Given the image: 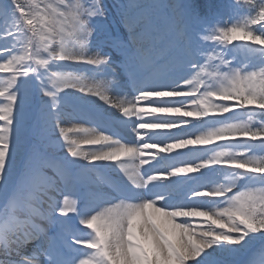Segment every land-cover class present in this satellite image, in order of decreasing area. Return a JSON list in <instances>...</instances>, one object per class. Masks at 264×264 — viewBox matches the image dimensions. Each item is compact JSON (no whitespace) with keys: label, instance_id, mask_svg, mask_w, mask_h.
Masks as SVG:
<instances>
[{"label":"snow or ice","instance_id":"1","mask_svg":"<svg viewBox=\"0 0 264 264\" xmlns=\"http://www.w3.org/2000/svg\"><path fill=\"white\" fill-rule=\"evenodd\" d=\"M244 2L233 22L238 0H0V264H264V0Z\"/></svg>","mask_w":264,"mask_h":264},{"label":"rangeland","instance_id":"2","mask_svg":"<svg viewBox=\"0 0 264 264\" xmlns=\"http://www.w3.org/2000/svg\"><path fill=\"white\" fill-rule=\"evenodd\" d=\"M111 1L113 2V4L116 3V2H120V3L127 2V0H111ZM211 1L216 3V0H202V2H200V0H194V3L199 6V8L201 10V14H205V13H222L223 15H222L221 19L228 20L230 17L227 14V11L223 7L226 3H228V0H218V7H216V8L211 7V5H210ZM136 2L149 3V2H151V0H136ZM165 2H167V3H178V2H180L181 3V2H184V0H165ZM238 2H239L238 13L233 18V22H236V21L242 22L247 17V14H248V12H247L248 5L244 2V0H238ZM105 3L110 8L113 5L110 2V0H105ZM112 10L114 11V9H112ZM112 26L114 28L115 27H119V25H116V24H113ZM121 31H123V29H121ZM201 35L203 36L204 33H201ZM2 99L3 98H0V100H2Z\"/></svg>","mask_w":264,"mask_h":264},{"label":"bare ground","instance_id":"3","mask_svg":"<svg viewBox=\"0 0 264 264\" xmlns=\"http://www.w3.org/2000/svg\"><path fill=\"white\" fill-rule=\"evenodd\" d=\"M69 126H71V125H69ZM85 127H88V126H86V125H84ZM129 130H124V131H122V135L123 136H127V139L126 140H131V139H133L134 137H133V134L132 133H130V132H128Z\"/></svg>","mask_w":264,"mask_h":264}]
</instances>
